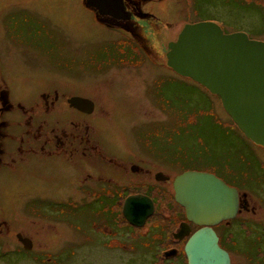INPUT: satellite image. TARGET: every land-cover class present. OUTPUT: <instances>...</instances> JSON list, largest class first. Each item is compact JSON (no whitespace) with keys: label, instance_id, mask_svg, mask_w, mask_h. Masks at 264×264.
Returning <instances> with one entry per match:
<instances>
[{"label":"rangeland","instance_id":"rangeland-1","mask_svg":"<svg viewBox=\"0 0 264 264\" xmlns=\"http://www.w3.org/2000/svg\"><path fill=\"white\" fill-rule=\"evenodd\" d=\"M85 1L0 0V91L11 90L17 105L38 106V117L51 124L61 113L52 109L45 117V92L70 86L78 92L60 101L95 99L98 111L86 120L109 158L127 171L99 160V170L109 174H98V181L117 183L102 196L106 211L99 201L89 203L95 195L75 194L67 184L50 187L49 211L65 203L64 218L55 215L50 226L25 207L41 185L33 171L1 179L0 264H187V238H170L184 219L171 182L185 170L216 172L246 197L247 208L221 233L234 264H264V147L246 138L219 96L166 65L169 43L187 24L213 22L226 34L264 42V0H133L154 15L141 24L102 17ZM132 164L146 172L133 174ZM157 172L171 181H157ZM63 176H73L68 166ZM142 194L159 210L145 227H132L122 203ZM18 234L34 240L29 254H20ZM171 249L180 253L164 259Z\"/></svg>","mask_w":264,"mask_h":264},{"label":"water","instance_id":"water-1","mask_svg":"<svg viewBox=\"0 0 264 264\" xmlns=\"http://www.w3.org/2000/svg\"><path fill=\"white\" fill-rule=\"evenodd\" d=\"M85 2L102 17L131 20L124 0ZM166 58L168 66L178 75L219 96L223 108L246 138L264 147L263 41L252 40L245 33L226 34L213 22L187 24L178 39L169 43ZM87 101L73 98L70 103L82 107ZM174 189L177 203L184 207L187 219L200 227L192 232L188 223L180 226V238L176 239L189 237L184 247L187 264H231L230 255L220 246L214 227L237 217L239 191L216 175L199 171L179 175ZM153 213L152 200L143 195L130 196L123 208L124 217L136 227H143ZM176 254L177 250H171L164 257Z\"/></svg>","mask_w":264,"mask_h":264},{"label":"flooded vegetation","instance_id":"flooded-vegetation-1","mask_svg":"<svg viewBox=\"0 0 264 264\" xmlns=\"http://www.w3.org/2000/svg\"><path fill=\"white\" fill-rule=\"evenodd\" d=\"M163 1L165 0H160L159 2ZM124 4L126 7L127 3L124 2ZM127 5L129 6V9H126L131 13V20H129V22L134 21V19H136L139 24L154 21V15L149 12H145L141 7V2L128 0ZM89 8L92 11L98 12L92 7ZM124 27L127 28V26H123V28ZM103 50L104 49H101V51ZM105 53L108 54V52ZM109 62L111 61L109 60ZM166 65L170 70L174 71L168 66L167 61ZM69 88L70 86L61 87L60 89H55L54 91L45 92L40 96L41 100L44 101L45 104L44 110L47 111L45 113H48L45 114V117L50 115L49 113L52 111V109H56L55 111L60 110L61 114H59L58 121L52 124L49 120L38 117V106H27L22 102H19L17 105L13 100L11 90H8V92L0 91V180L5 178L7 179L10 176L24 177L29 173V171H33L32 173H34L35 175L32 176V179L40 181L41 185L38 193L32 199L30 198V200L25 204V207H27V209L29 210H32L34 216L36 215L37 217L42 218V220L47 223H49L48 221L55 215L58 218H64V213L60 212V210L62 208L64 209L65 207L64 202H57L52 204L57 207L50 208L52 209V212L49 211L48 206H50L51 204H49V198H47L46 195L50 187L52 189H59L63 186L65 187V184H67L68 188L70 190H73V193L75 194L82 193L95 195V199L89 201V203L97 204L96 202L99 201V203L104 204L103 210L106 211V208H104V206L108 203H104V201L102 200L104 198L102 196L113 193V185L114 183H116V181L111 178H108L106 180H103L104 178H101L98 181V174L100 176L109 174V172L106 170H99V160L102 161L101 163L104 162L107 165L115 166L116 169L120 168V172L127 171V165H123L122 163L116 162L115 159L109 158V155H107L103 146L100 145L99 140L95 137V135H93L95 129L93 130L90 123L86 120V118H89L90 116L92 117L98 111V102L93 98L81 95H72L70 97L68 96V98H64L65 100L60 101L62 96L66 97L72 92H74L75 94L78 92L75 87H73L74 89L71 88V90L73 91H68ZM52 96H54V99L52 98ZM37 98L38 97L36 95L33 96V99ZM73 98H82L87 99L88 101L85 102L84 106L76 107L72 106L70 103ZM37 104L38 102L36 103V105ZM59 104H67L68 107L56 108V106ZM66 116H70L72 119L69 117L68 120L70 121L67 122ZM18 119H20V121H18ZM83 148L84 151H82ZM67 166L69 167V169H71V173L73 175L71 177L63 176L65 174V168ZM131 171L133 174L145 173L146 168L141 165L132 164ZM187 171L199 170H185L181 174ZM199 172L214 174L222 179L225 183H227L230 187H233L216 172ZM49 173H52L53 175H50ZM179 175H176L174 180L171 182L173 188V199L175 200L176 204L178 203L176 200L174 181ZM155 178L159 182L171 181V178L168 175H165L163 172H157L155 174ZM102 181H106V183L103 184ZM98 194L101 195V199L99 200ZM142 195L147 196L152 200L154 204V213L151 217L155 216L159 210V206L157 205L156 201L150 195ZM128 197L129 196H127L122 203L123 217V208ZM105 198L107 199V196H105ZM245 198L246 197L242 196V198L240 199V211L242 209H246L248 206V202ZM179 206L183 212L184 219L179 222L178 227H180V225L183 223H188L192 227V232L199 229V226L194 225L187 219L184 207H182L181 205ZM164 210V214L166 215V217H169V210L167 208H165ZM124 219L126 220L128 225L136 227L131 225L125 217ZM149 219L147 220L146 224L148 223ZM234 220H236V218L229 222H222L221 224L214 227L220 239V246L225 249L230 255L231 264H234L232 257L233 253L228 247H226L224 235L221 233L220 228H222L223 226H229L232 222H234ZM46 226H50V223ZM179 229L173 232L170 238L174 239V241L177 242L184 241L187 238V242L189 237H184V239L182 240L176 239L180 238ZM19 235H21L20 238L18 237ZM18 236L17 239L24 250L21 251L20 254H29V251H32L35 246L34 240L31 239L32 237H27L22 234H18ZM244 239L245 238H243V240ZM171 250H168L167 252ZM165 253L166 252L163 253V258L167 259L164 257ZM179 253L180 251L177 250L176 256Z\"/></svg>","mask_w":264,"mask_h":264},{"label":"bare ground","instance_id":"bare-ground-1","mask_svg":"<svg viewBox=\"0 0 264 264\" xmlns=\"http://www.w3.org/2000/svg\"><path fill=\"white\" fill-rule=\"evenodd\" d=\"M164 34H170V33H164ZM173 34V33H172Z\"/></svg>","mask_w":264,"mask_h":264}]
</instances>
